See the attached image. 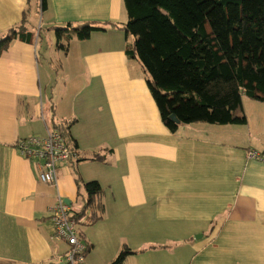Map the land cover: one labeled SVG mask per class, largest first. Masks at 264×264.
I'll return each mask as SVG.
<instances>
[{"label":"crops","instance_id":"0c3cea01","mask_svg":"<svg viewBox=\"0 0 264 264\" xmlns=\"http://www.w3.org/2000/svg\"><path fill=\"white\" fill-rule=\"evenodd\" d=\"M27 3L0 0V37L19 26ZM28 18L32 41L14 39L0 55V264H67L60 260L67 243L54 235L50 208L61 197L72 212L82 209L78 177L103 188L97 197L102 214L93 224L109 230L123 219L119 246L135 251L124 264H264V150L252 141L256 129L247 111L248 139L217 126H195L210 137L184 133L183 125L171 132L144 68L125 52L132 38L113 27L85 40L67 32L65 46L54 51L57 60L54 54L43 71L44 85L40 23L39 32L56 31L50 27L126 23L129 15L124 0H49L45 11L35 4ZM60 78L67 80L64 87L47 93ZM259 119L264 133V116ZM60 122L70 126L77 155L52 185L39 179L16 142L44 136ZM232 133L244 143L214 138ZM97 155L102 158L91 159ZM82 226L91 224L80 226L86 237ZM83 240L89 246L84 264H93L98 244ZM120 252L116 248L111 260Z\"/></svg>","mask_w":264,"mask_h":264},{"label":"trees","instance_id":"16d2710c","mask_svg":"<svg viewBox=\"0 0 264 264\" xmlns=\"http://www.w3.org/2000/svg\"><path fill=\"white\" fill-rule=\"evenodd\" d=\"M36 1L28 0L19 26L0 37V55L14 39L32 41L34 32L26 28L30 12L35 4L40 11L49 7V0ZM124 5L129 15L126 23L51 26L58 47L65 46L61 40L70 38V31L85 40L95 31L120 28L132 38L125 52L144 68L162 121L171 132L190 123H247L243 97L264 102V0H124ZM56 127L73 147L68 123ZM102 189L99 181L83 182L78 177L83 205L74 215H88L89 224L96 222L103 209L97 201ZM80 237L85 238L82 232ZM88 252L89 246L85 255ZM133 253L126 247L109 264H124Z\"/></svg>","mask_w":264,"mask_h":264},{"label":"built area","instance_id":"2783aa9c","mask_svg":"<svg viewBox=\"0 0 264 264\" xmlns=\"http://www.w3.org/2000/svg\"><path fill=\"white\" fill-rule=\"evenodd\" d=\"M16 147L21 155L34 162L39 179L52 185H57L60 169L77 155L56 126L48 127L44 136L30 135L18 139ZM254 156L259 155L254 153ZM50 213L55 237L67 243V250L60 260L67 264H84L87 244L80 237V226L86 217L75 216L76 212H72L61 197L50 208Z\"/></svg>","mask_w":264,"mask_h":264},{"label":"rangeland","instance_id":"374dc122","mask_svg":"<svg viewBox=\"0 0 264 264\" xmlns=\"http://www.w3.org/2000/svg\"><path fill=\"white\" fill-rule=\"evenodd\" d=\"M38 18H39V15H37L36 12H34L31 16V19L33 20H36ZM39 27H41V23H40V26H38V30H36L37 37L39 35V38H40L39 44H38V51L40 55L41 77H42L43 84L47 85L49 82L47 80L46 75L43 73V71L46 72L49 66L50 57L53 58L54 54H55L54 55L55 61L57 60L58 53H54V51L58 50L56 47H57V44H59V42H58V36H57L56 31L54 30L49 31L45 28L41 32H39V29H40ZM50 53H53V54L50 55ZM66 81L67 80L60 78L58 80V84H54L51 82V84L46 88V92L49 93L50 90L52 89V86H54V92L57 93L64 87V85L66 84ZM243 105H244L245 114L247 111L249 117L252 120V126L256 129L252 134V141L255 147L263 151L264 150V133L259 131V127L261 126L259 123L260 122L259 118L261 116H264V102L244 96ZM49 113L50 112L46 110V115L49 116ZM195 126H217L218 128H226L232 131L235 130L241 133H245L246 134L245 136L247 137V139H248L249 132H250L249 127L245 124H229V126H223L220 124H209V123L185 124L182 126L181 131L184 133H191L193 135H200V136L205 135L207 137H210V135L207 132L197 133L194 130ZM110 133L112 132H110L109 130V134ZM243 137L244 136L242 135L240 139V137H238V135L235 133L225 134L224 136H214L215 139H229V138L236 139L237 141L239 140L240 143L242 144L244 143ZM114 145H116V141L114 142ZM117 169L119 172L121 169H123L122 163H120V166ZM134 222H135V219L132 220L131 222L132 227L134 226L133 224ZM118 223L120 227L110 228L109 230L103 227V223H97V224L91 223V226H82L83 229L86 231V235H87L85 237L86 240L88 241V239L91 238L94 242L96 241L98 244L97 245L96 243H94L95 245H97V249L93 252V255H92L93 260H94L93 264H108L110 263V261H112L111 259H113L114 257L113 255L116 251V248H119L120 251L124 249V246H119V241H118V235L119 237H123V235H125V232H126L125 230H123L124 228L123 219L122 218L119 219ZM87 264H90V263H88L87 261Z\"/></svg>","mask_w":264,"mask_h":264},{"label":"water","instance_id":"95a60500","mask_svg":"<svg viewBox=\"0 0 264 264\" xmlns=\"http://www.w3.org/2000/svg\"><path fill=\"white\" fill-rule=\"evenodd\" d=\"M172 118L177 123H180L181 122L180 119L175 114L172 115Z\"/></svg>","mask_w":264,"mask_h":264}]
</instances>
